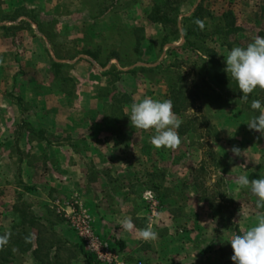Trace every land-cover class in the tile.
Returning <instances> with one entry per match:
<instances>
[{"label":"crops","instance_id":"crops-1","mask_svg":"<svg viewBox=\"0 0 264 264\" xmlns=\"http://www.w3.org/2000/svg\"><path fill=\"white\" fill-rule=\"evenodd\" d=\"M261 1L254 8L264 7ZM104 2L93 11L87 0H10L8 4L0 0V234L20 221L15 210L20 203L42 225L48 216L60 218L63 224V215L79 208L90 217L95 231L132 261L227 264L233 253H226L224 246L235 232L210 204L231 209L233 202H226L225 196L215 202L210 181L199 186L194 174L195 169L204 171L203 160L193 159L192 173L187 160L174 158L175 149L168 153L171 160L163 158L162 147L150 143L153 130H130L127 144L110 128L111 114L104 106L113 93L103 92L112 86V71H117L123 93L134 90V103L145 97L166 100L169 85L156 80L151 92L144 94L146 80L134 73L159 64L121 63V54L134 55L136 50L133 40L120 37V26L129 31L137 23L145 24L151 0H139L138 15L121 11L120 22L116 2ZM256 30L264 36V29ZM148 37L143 34L144 40ZM100 40L109 50L103 59ZM66 82L72 84L69 91L64 90ZM206 108L221 142L229 144L231 152L240 150L239 155H231L230 174L219 170L217 181L225 177L237 183L240 175L250 179L264 167V133L250 130L232 105ZM164 166L168 170L161 183H150ZM183 183L190 184L184 197L175 195L169 202L160 195ZM150 197L160 206L153 219L147 208ZM231 210L240 233L264 215V208L246 213ZM126 216L134 224L130 231L121 226ZM145 227H152L157 238L141 239L138 230Z\"/></svg>","mask_w":264,"mask_h":264},{"label":"rangeland","instance_id":"rangeland-1","mask_svg":"<svg viewBox=\"0 0 264 264\" xmlns=\"http://www.w3.org/2000/svg\"><path fill=\"white\" fill-rule=\"evenodd\" d=\"M4 3H10V0H2ZM109 2L113 0H108ZM127 1V2H126ZM168 3H167V2ZM161 0V4L163 5V13H165L170 20L176 19L178 23V32L179 34H183V31L187 28V24H184L183 18L190 17L194 10L199 6L202 5L205 11L213 14V16H220L226 12L232 11L235 15L236 22L234 23L237 27V32L235 34H229L227 39H225L226 46H220L217 42L218 38H213L212 40H208L205 43L207 48L214 50L217 53L218 61L220 62L221 66L225 68L224 59L227 56L228 51L235 47H245L248 43L252 41V38L258 34L256 29H264V7L261 8H254V4H262L263 1L259 0L258 3L255 0H247V1H240L235 2V0H207L204 2H199L200 0ZM261 1V2H260ZM102 2V3H101ZM116 5L114 10L116 12V20L120 18L119 13L121 11H128L132 14L139 13L140 10V2L139 0H124V2L120 3V0H114ZM105 3L104 0H87L88 7L91 10H99L98 7L102 6ZM124 4V5H123ZM166 4V5H165ZM151 6H153V0H151ZM97 7V8H96ZM152 9V7H151ZM260 11V16H259ZM202 15V14H201ZM148 18V17H147ZM146 18V19H147ZM150 22L144 24L143 22L137 23L135 28L131 30H123L120 26V37L125 39H131L134 41L135 45V54L128 55V54H121L120 58L122 60V64L128 63L131 64L132 60L143 62L146 65H154L159 64L156 69H151V67H146L143 69H138L135 71L134 77H141L146 80L144 94H148L151 92L153 87V83L156 80H161L169 85L168 92L166 95V100H169V92L172 88H175L176 85V77L173 72L181 73L182 77H184V83L181 84V87L184 88L185 94L184 98H189L190 100L197 99L192 108L188 109L185 113L178 115V119L181 120V125L179 128L182 130L186 129L184 134L178 135L180 137V143L174 148V158L177 160L186 161L189 167V170L193 173L194 169H191L193 159H202L203 164L205 165L204 171L202 169H195L196 173L194 176L202 185V182L206 184L210 181L212 184V195L215 197L219 194H225L228 192V199H225L226 202L232 203L233 206L231 209H238L240 211L251 212L255 209L260 210V208L256 207V197L251 194L248 189H241L238 187L237 183L233 180L227 179L226 185H219L218 184V176L217 172L220 170L219 166H223L225 174H230L229 169L231 168V155L233 156L234 153L231 152L230 145L223 144L220 140L218 132L216 131V126L210 121V117H208V108L207 105L210 107L216 106H223V105H232L234 113L237 114V118L241 119L242 121L248 122V120L254 116L259 115L258 111H253L252 109H247L250 107V104L247 105L246 102L249 100H256L259 96L258 90H254L253 93L249 94L248 100H234L228 104H221V101L217 98L221 96V93L218 95H213L209 91H207L202 83L203 75H202V65L199 57L203 55L202 51H198L199 53H193L190 48H183L184 41L180 39L182 42L178 47H172L174 38L176 37V29L174 26L166 25V27H162L158 25V27H148ZM203 30L206 33L211 34L214 29V22L206 18V15L203 14ZM147 25V26H146ZM152 25V23H151ZM154 25V24H153ZM145 31V32H144ZM204 32V33H205ZM143 34H148V39L143 38ZM145 41V42H144ZM197 48H202L200 42L196 40L191 41ZM98 52L101 58L106 57V53L109 50L104 47L103 41H98ZM103 46V47H102ZM143 46V47H142ZM59 50V49H58ZM56 53L58 56L63 57L62 50ZM196 54L198 56L195 57ZM174 66L171 71L167 70L169 66ZM166 70V71H164ZM155 79V80H154ZM112 86L108 87L104 90L103 93L111 92L113 93L112 101H109L104 106L105 112H110L111 114V125L110 128L118 134V137L121 138L122 142H126L130 140L126 133L130 132L134 128L131 126V121L128 119V115L130 113V107L134 103L133 101V94L134 90H125L122 92V88H120L119 82H117L116 78H111ZM71 83L66 82L64 86L65 91H69L71 89ZM102 93V94H103ZM189 93H193L194 95L191 97ZM187 102V101H186ZM185 102V104H186ZM125 112V114L123 113ZM114 120V121H113ZM208 122V123H207ZM234 120L230 123L233 125ZM209 126V128H208ZM178 131V130H177ZM263 134V133H262ZM182 135V136H180ZM258 135H261L259 133ZM193 148V149H191ZM171 149L162 147L163 158L165 160H171L170 153ZM151 152V151H150ZM153 155V154H152ZM165 170H168L165 166L162 167V170L155 172L156 176L149 180L150 183H161L162 177H165ZM165 171V172H164ZM257 178H264V167L261 169L259 167L255 173ZM168 175V173L166 174ZM217 176V177H216ZM256 179V178H255ZM214 180V181H213ZM166 182V181H165ZM197 184V183H196ZM198 185V184H197ZM188 187H190L189 183H183L181 185H175L174 190L170 188L169 190H163L160 192V195L163 198H166L169 202L172 199L171 197L175 195H180V197H184L187 194ZM159 192V190H157ZM240 191V192H239ZM211 195V196H212ZM237 198L234 200L235 197ZM153 199V197H150ZM148 199V202L150 200ZM155 198V197H154ZM155 200V199H153ZM215 202H218V198H214ZM156 201V200H155ZM183 201V200H180ZM24 204V203H20ZM159 204V203H158ZM160 207V206H159ZM222 213L226 212V209L223 206ZM148 208V206H147ZM230 208V207H229ZM79 209V208H73ZM229 209V212L232 210ZM263 209V208H261ZM231 210V211H230ZM86 213V212H85ZM149 213V211H148ZM87 214V213H86ZM150 216V215H149ZM63 219L65 223L62 224L60 218H54L53 216H48L45 218L47 223L43 225L48 232L44 236L46 241H50L52 234L55 233L56 240L59 239L61 241H65L66 244H63V248L70 249L74 254H77L76 247H81L85 252V248L82 246L74 231L70 228V226L66 223V220L63 215ZM91 220V219H90ZM92 224V222H91ZM93 227V224H92ZM94 229V227H93ZM95 231V229H94ZM96 232V231H95ZM96 234L106 243H108L111 248L117 253V260L119 264H138L142 262L144 264H148L144 260H136L132 261L127 257H124L118 247H113L106 239L100 236L97 232ZM71 237V239H70ZM55 241V238H53ZM58 247V246H57ZM62 248V249H63ZM230 250H226L227 253ZM88 253V252H87ZM90 254V253H89ZM92 255V254H91ZM51 256H53V252H51ZM230 259V258H228ZM70 264H83V260L81 256H77V259L71 260ZM97 264H99L96 261ZM14 264H39L31 253L24 255L23 257L17 256L15 259ZM227 264H233L230 261Z\"/></svg>","mask_w":264,"mask_h":264},{"label":"trees","instance_id":"trees-1","mask_svg":"<svg viewBox=\"0 0 264 264\" xmlns=\"http://www.w3.org/2000/svg\"><path fill=\"white\" fill-rule=\"evenodd\" d=\"M160 1L161 0H153V6L149 15L147 16V20L152 24L160 25L162 27H166V25L174 26L177 33L174 41H179L182 39L184 41L183 48H190L193 53H199L198 51H202L203 55L199 57L202 65V83L205 89L211 94L216 96L218 93H221V96L217 98L221 101V104H228L234 100H242V93L231 77L227 76L224 68L218 61L217 53L205 46L206 41L212 40L215 37L218 38L217 42L220 46H226L224 41L227 39V36L237 32V27L234 24L236 19L233 13L229 11L222 14L221 16H213V14L205 11L200 4L190 17L183 18L184 24L189 26H187V28L183 31V34H179L177 20H170L168 16L163 13V5ZM204 1L207 0H201V3ZM203 14L206 15V18L214 22V29L211 34L206 33L205 30H203V28L197 24V21H203ZM192 40L200 42L202 48H197L194 44H192ZM114 55L117 58V54ZM194 55L198 58L196 54ZM53 66L57 67V65ZM173 67L174 66L170 65L167 70L171 71ZM172 74L177 76L175 83L176 87L172 88V90L169 92V100H171L173 104L172 110L178 116L192 108L194 106L193 104L198 100L184 98L185 90L183 87H181V84L184 83V77H182L181 73L173 72ZM110 75L112 78H116V80L119 81L116 70L112 71ZM257 90L259 96L256 98V100H261L264 102V89L257 88ZM191 95L193 96L194 94L189 93L190 97ZM247 109H251V107H247ZM178 132L180 134H184L186 129L182 130L179 128ZM219 165L217 166L219 167L221 173H224V167ZM255 178H257V176L256 174H253L250 180ZM219 185H226L225 177H222L218 181L217 186ZM199 186L201 187V185ZM226 195L227 192L225 194H219L218 196L227 197ZM214 198L212 197V199ZM202 200L205 202L210 201L211 203V200H207L206 198H203ZM210 206H212V209H214L215 214L219 215L222 213L221 207L219 208L213 204H210ZM225 209L226 212L220 215L221 222L226 224L228 229L235 232V234L240 233L232 223L234 213L229 212V208ZM15 210L20 216V221L10 230V232L0 234V264H14L17 256L23 257L28 253H31L39 264H70L69 262L75 258L77 259L78 255L81 256L83 264H97L95 257L85 252L81 247H76L77 254H74V252H72L70 249L63 248V244H66V242L59 239L56 240V235L53 232L52 234L50 233V241H46L44 236L48 232V229L40 224L39 220L31 214L29 207L25 204H19L16 206ZM53 238H55L56 242L53 241ZM225 247L230 250L228 253H233L230 244L226 243L224 248ZM224 250L225 249H223V251ZM51 252H53V256H51Z\"/></svg>","mask_w":264,"mask_h":264},{"label":"clouds","instance_id":"clouds-1","mask_svg":"<svg viewBox=\"0 0 264 264\" xmlns=\"http://www.w3.org/2000/svg\"><path fill=\"white\" fill-rule=\"evenodd\" d=\"M200 27L202 22L197 21ZM227 76L236 83L242 93L241 99L248 100L249 94L257 88L264 89V36L256 35L245 47L235 46L231 48L224 59ZM253 111L260 114L252 116L247 124L250 130L264 133V102L253 100ZM171 100H158L145 97L130 107L128 119L131 126L140 130H153L150 143L156 148L174 149L180 143L178 129L181 120L172 110ZM264 136V135H262ZM235 155L240 154L238 148H233ZM237 185L241 189H248L256 199V207L264 208V178L249 179L247 175H240ZM124 230L134 228L131 217L121 220ZM139 237L145 241L157 238V233L152 227L138 230ZM232 249L230 257L233 264H264V215L257 217L255 223L242 233L233 234L227 242Z\"/></svg>","mask_w":264,"mask_h":264},{"label":"built area","instance_id":"built-area-1","mask_svg":"<svg viewBox=\"0 0 264 264\" xmlns=\"http://www.w3.org/2000/svg\"><path fill=\"white\" fill-rule=\"evenodd\" d=\"M148 211L151 219L156 218L159 211L158 202L150 198ZM64 218L85 250L92 254L99 264H119L117 253L96 234L90 217L84 211L72 209L70 213L64 214ZM138 264L144 263L139 262Z\"/></svg>","mask_w":264,"mask_h":264}]
</instances>
